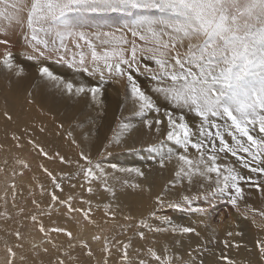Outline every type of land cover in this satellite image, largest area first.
I'll use <instances>...</instances> for the list:
<instances>
[{
    "label": "snow or ice",
    "instance_id": "obj_1",
    "mask_svg": "<svg viewBox=\"0 0 264 264\" xmlns=\"http://www.w3.org/2000/svg\"><path fill=\"white\" fill-rule=\"evenodd\" d=\"M0 5L3 6L0 18L9 26L13 23L19 25L23 45L31 48L25 59L35 61L38 76L61 87L68 96H90L92 104L102 107L105 71L109 77L126 78L124 102L131 101L134 114L142 120L145 134L157 138L156 143L148 144L147 151L159 156L161 168L175 158L178 164L176 178L192 185L199 177L202 188L203 181L207 180L214 182L216 190L221 193L234 190L229 200L233 206L244 197L242 182L264 193V184L258 183L251 175L264 176V0H0ZM73 13H122L127 23L108 31L103 30L104 25H99L95 31H86L85 17H73ZM0 31L5 37L11 35L7 27ZM0 45L4 46L0 51V75L23 77L26 69L16 60L10 39H0ZM53 60L92 77L99 73L101 83L88 85L81 82L76 85L65 80L44 63ZM135 74L155 81L156 86L151 91L162 97L171 110H162L153 95L141 87ZM150 114L151 118H147ZM186 114H192L198 120L195 127L190 125ZM4 115L12 119L8 112ZM134 127L123 125L126 130ZM44 130L40 128L41 132ZM68 136L71 137L72 132H68ZM160 136L163 139H158ZM166 141H174L183 151L174 153L169 148L165 152ZM71 143L76 144L74 137ZM110 146L104 145L105 152ZM34 147L48 156L39 145L34 144ZM189 149L195 150V157L189 154ZM228 154L236 158L234 164L221 162ZM49 158L68 162L59 153ZM80 158L86 161V165H79V168L87 183L101 181L104 190L114 197L116 193L108 184V173L100 164L93 165L90 154L83 150ZM236 165L239 169H247L250 174L243 175ZM112 168L116 165L113 164ZM118 170L135 172L140 177L145 175L139 168ZM44 171L62 193L64 189L57 177L47 169ZM212 174H215L214 181ZM67 179L71 181L73 177ZM170 184L174 187L175 181ZM71 187L75 188L76 184ZM131 187L140 188V185ZM93 191V187L87 188V192ZM72 199L71 195L61 199L51 193L53 202L66 205L69 211H81L72 207ZM180 200L165 202L157 196L156 204L183 210L191 205L193 197L182 195ZM90 211H85L86 218ZM32 219L35 221L36 217ZM165 222L170 228L153 227L143 220L140 225L154 233L170 231L181 236H199L191 226L173 224L171 220ZM39 230L45 232L42 225ZM50 231L64 232L72 239V233L65 229L52 228ZM139 236L144 239V232H139ZM225 244L227 246V242ZM258 246L260 258L264 260V245L258 242ZM68 247L72 249L74 245L69 243ZM82 247L88 245L85 243ZM129 247L130 243L122 244V257L132 264ZM104 250L111 251L107 246ZM8 251L15 255L11 249ZM91 254L89 251L88 255ZM146 255L155 264H205L203 257L198 259V254L194 255L192 250L186 253L187 260L182 256L165 257L163 251L158 253L153 248H148ZM223 259L234 264L228 257ZM56 264H65V261L57 258ZM136 264H148V260L140 258Z\"/></svg>",
    "mask_w": 264,
    "mask_h": 264
},
{
    "label": "rangeland",
    "instance_id": "obj_2",
    "mask_svg": "<svg viewBox=\"0 0 264 264\" xmlns=\"http://www.w3.org/2000/svg\"><path fill=\"white\" fill-rule=\"evenodd\" d=\"M2 7L3 6L0 5V8ZM71 15L73 17L78 15H83L85 17L83 22L86 25V28L84 29L86 31H95L99 25H104L105 27L103 30L108 31L110 29L120 28L125 23H127V19L122 13H73ZM116 17H119V19ZM3 27H7V30L9 33H11V35L9 37H5L3 32L0 31V39H10L12 51L16 57V60L24 65L26 73L21 78H16L14 76L9 78L7 75H0V263L56 264L57 258H60L65 261V264H105V262L106 264H128V261H125L122 257V244H126L128 242L130 243L128 251L132 264H136L140 258H145L148 260V264H155L151 257L146 255L147 249L153 248L154 250L158 244H161V242L166 244L168 242L167 240L174 239L176 235L180 236L179 233L173 234L171 232H150L147 228H143L140 225V221H146L147 216L152 213L150 210H152L154 204L156 203V197H151L150 201H148V199L144 200L141 197V201L143 203L133 207V210H137V212L140 214L142 213V215L146 213L145 217L141 215L135 218L128 216L131 217V219L124 218L115 222H110L107 220V217L105 218L108 213H103L104 217L99 219L96 217H85V203L88 201L90 202L91 199L104 200L105 197L103 195H100V197L99 195L93 197L84 196V200H82V203H80L76 208H74L73 204L71 203L74 209H81V211L66 210L68 209L66 205L59 204L51 200V193H55L56 195L60 196L61 199H66L69 195H71L73 198H76V200H79L82 197L79 195L77 196V193L87 192V189L83 183H80L77 185L80 187V185L83 184L82 190L78 189L79 191L72 190L61 193L54 187L51 177H49L44 171V169H47L49 172H52L53 176V171H62V168L66 166V163L64 164L60 161L58 164V158L50 159L49 157H55L56 153L61 155L62 153H67V151L70 150L68 145H56L57 147L53 151L56 153L53 154V156L51 155L52 150L49 148L47 139L45 142V138L47 137L45 135L48 134L46 129L50 128L49 122L52 119V114H50V112L45 109L43 104L39 103L35 99L36 96H33L35 93L41 90H47L50 88V86H56V84L46 79L40 78L36 72L37 65L35 61H27L25 59V54L30 52L31 48L23 45V41L19 36L21 30L19 25L13 23L9 26L6 20L0 18V29ZM69 46L71 47V44ZM3 47V45H0V51L3 50ZM44 63L50 67V70H52L54 74L61 76L65 80H69L71 75H78L90 85L101 83L99 80V73H97L95 77H92L87 73L78 71L76 68L69 67L67 64L56 63L54 60L44 61ZM152 67H155V65H152ZM135 75L141 86H156V82L151 81L148 77L139 74ZM125 79L115 75L109 77V74L105 71V80L102 86H126ZM58 89L59 95L63 98L66 97L65 95L67 94L61 90V87ZM29 93H31V96L28 95ZM17 94L18 96L13 98V95ZM29 100L32 102L29 103ZM11 109L15 112L16 116L11 115ZM5 112H8V114L11 115V120L5 117ZM42 121H44V123ZM46 123L48 125H45ZM42 127L45 129L43 132L40 131V128ZM50 131L53 133V129L50 128ZM58 133L59 135L57 137H62V133L59 130ZM14 137H18V139H15ZM41 141H44L43 143L45 145ZM56 141L59 142L58 140ZM34 144L39 145L40 148H43L44 151L48 153V156L46 157L42 155L39 149L34 147ZM145 151H147V147ZM227 156L232 157L230 154ZM51 161H53L55 164H58L59 169H56V166H51L49 163V165H46V162L51 163ZM24 165L27 166L25 167ZM56 176L59 177L61 175L58 174ZM219 194V197L222 196L220 197L221 200H223L221 202H226V205L231 206L234 209V212L249 216L246 213V210L241 209L240 200H238L236 206H233L231 203H229L231 195L234 194V190H226L223 193L219 192ZM87 195H91V193L87 192ZM208 195L213 196V192L199 196L197 195L195 198L193 197L191 205L185 206L183 210L159 207L157 205L158 209L155 212V216H158V212L165 211L161 214V223L159 217L156 219L157 223L155 225L149 221L146 223L154 227H161L160 224L165 226L167 214L170 216V212H183L186 210L185 213L187 214H191L193 212L198 214L200 212L197 217L200 218V220L205 218V220H201V222L203 225L208 226L209 219H211L209 212L215 203H212L209 206H198V202L208 198ZM33 201H35V203ZM180 203L183 204V201L180 200ZM147 208L149 209V212L147 211ZM142 210L143 212H141ZM33 216L36 217L35 221L32 219ZM214 218L211 221H213L215 224L221 223L220 216H214ZM233 218L234 217L230 216L229 218H226V221L230 222L233 220ZM243 218L248 220L251 219L247 217ZM255 219L260 227H264L263 220L259 218ZM70 221L73 223L79 222L78 224L84 227L86 226L95 228L96 230L94 229V236H83V238H81L79 234L81 235L82 233H80L79 225H76V227L70 224ZM259 223L262 224L260 225ZM98 224L102 225L103 227L100 225L97 226ZM41 225L45 227V232L43 233L39 230ZM52 228H62L67 232H71L72 239L70 240V238L64 232L50 231ZM141 231H143L145 234L144 239H141L139 236V232ZM17 233H19V237L17 236ZM161 234L162 236H160ZM155 235H157V238H155ZM95 236H99L101 239H93ZM248 242L243 246L245 247ZM69 243L74 245L72 249H69ZM85 243L88 245L87 248L82 247V245ZM151 244H154V246L152 247ZM178 245L182 247V250L178 246L180 249V254L176 256H181L184 254V260L188 259V256L185 253H187L189 249L193 252L195 250V254H198V257L202 255L203 251V254L205 253V247L204 249H201V246L198 249L196 248V243L192 244L191 242H180ZM250 245L251 242L249 243L248 248L251 247ZM106 246L109 249L111 248L110 252L104 250ZM256 247L258 248V245ZM46 248L48 249L47 252L44 251ZM252 248L255 249V245ZM9 249L15 253L14 256L8 251ZM196 249L202 251L200 252ZM237 249L240 248H236L235 250ZM254 249H251V251H256ZM89 251H91V255H88ZM137 253H139V255H137ZM241 257L242 256L240 255L238 259H234V262L236 260L239 261L238 264L241 263ZM213 261H216V259L214 258ZM212 264H216V262H213ZM261 264H264V260L261 262Z\"/></svg>",
    "mask_w": 264,
    "mask_h": 264
},
{
    "label": "bare ground",
    "instance_id": "obj_3",
    "mask_svg": "<svg viewBox=\"0 0 264 264\" xmlns=\"http://www.w3.org/2000/svg\"><path fill=\"white\" fill-rule=\"evenodd\" d=\"M68 81H71L76 85L80 84L81 82L90 85L87 81L81 79V77H79L78 75H71ZM141 87L148 94L153 95L154 99L161 106L162 110H171L162 97L154 94L151 91L153 86ZM58 88L60 87L50 86V88H48L47 90H41L35 93L33 96H36L35 99L39 103L43 104L45 109L50 112V114H52V119L49 123L50 128L53 129V133H51L50 128H47L46 132H48V134L45 135L47 136L45 138V142L47 139L49 148L50 150H52L51 155L53 156V154L56 153H54L53 151L57 146L68 145L70 149L69 151H67V153L61 154V156H65L68 161L66 162V166L62 168V171H53L54 176L58 174L61 175L59 177H56H58L57 182L61 183L64 189L62 193L78 189L82 190V187H78L77 185L80 183H83L86 189L89 186L93 187L94 189V194L91 193V195H87V192L77 193V196L79 195L82 198L79 200H76V198L72 199L73 201H71V203L73 204L74 208L78 207V205L82 203V200H84V196L93 197L99 195L100 197V195H103L105 197L104 200L91 199L90 202L85 201L86 203L84 206L86 207V211L91 209V211L88 212V217H96L97 219H99L104 217L103 213H108L105 218L107 217V220L110 222H115L120 221L128 216L135 218L141 215L145 217L146 213H143L144 215H142V213L140 214L139 212H137V210H133V207L135 205L138 206L139 204L143 203L141 201V197L144 200L148 199V201H150L151 197L161 196L165 200V202H168L180 200V197L182 195H190L191 197L195 198L197 195L199 196L202 194L213 192V196L208 195V198L198 202V206H209L210 204L215 203L213 204V207L211 206L212 209L209 212V216L211 217V219H209L208 226L203 225V223L201 222L202 219L200 220V218L197 217L200 212L198 214L196 212L187 214L185 213L186 210L183 212L174 211L170 212V216L169 214H167V218L165 219L171 220L173 224L181 226H191L196 229V232L199 233V236L195 234H185L182 237H180L181 235H176L175 238L173 237L174 239L167 240L168 242L166 244H164L163 242H161V244L157 243L158 245L157 247L155 246L156 248L154 250L158 253L163 251V255L165 257H173V255L176 256L180 254L178 243L191 242L192 244L196 243V248L198 249L201 246V249H204L205 247V253L203 254V251L201 255L204 259L205 264H212L213 262H216V264H228L227 260L223 259V257H228L231 261L234 262V259H238L240 255L242 256V259H240L241 263L239 264H261L263 260H261L260 258V252L258 249L259 246L258 248L256 246L258 245V242L259 245H264V227H260L257 224L255 218L263 220L264 224V215H262V213H264V193H262L255 186H252L249 183H241L240 186L243 189L244 197L243 199H240V205L241 209L246 210V213L249 215L245 216L243 214L234 212V209L231 206L226 205L227 203L225 201V203L221 202L223 201L220 198L222 196L219 197V191H215L216 188L214 182L209 183L207 180H205L203 181L204 187L202 188L200 187L201 181L199 177L194 180L192 185H189L187 180L181 182L178 178H176L175 171L178 168V164L175 158H173L171 162H168L166 164V167L161 168L159 164V156L156 153L145 151L149 143L157 142V138L145 134L143 130L142 120L140 117L134 114V108L131 101H129L128 103L124 102L126 86H102V107H98L92 104L90 96L70 97L68 95H65L66 97L63 98L59 95ZM15 96H18V94L13 95V98H15ZM11 112L13 113H11V115L16 116L15 112L12 109ZM151 115L152 114H150L147 118H151ZM186 119L193 127L198 124V120L192 114H186ZM42 122L44 123V121ZM60 124H63L64 127L60 128ZM124 124H129L135 127L126 130L123 128ZM45 125L48 124L46 123ZM58 130L62 133V137H57L59 135ZM68 132H72L71 137L68 136ZM73 137L76 139V144L71 143ZM158 139H163V136H160ZM56 140H58L59 142H57ZM41 142L43 143L44 141ZM165 143V152H167L169 148H172L174 153L177 151H183L178 145H175L174 141H167ZM107 144H111V146L108 151L105 152L104 145ZM77 145H79V147H77ZM81 150H83L86 154H90L93 165L100 164L105 172L108 173V184L116 193L114 197L110 192H106L104 190L101 181H93L91 185L87 183L83 175L80 173L79 168V165H86V161L80 158ZM189 154L195 157V150L189 149ZM57 161L59 164L60 160L57 159ZM235 161V157H228L226 155L224 156V160L221 162L234 164ZM46 163V165H54L56 166V169H59L58 164L53 163V161H51V163ZM113 164L116 165V168H112ZM236 166L239 169V165ZM122 168H139L145 173V175L144 177H140L137 176L135 172L128 173L118 170ZM239 170L245 176L250 174L247 169ZM212 175L214 181L215 174ZM251 175L253 176V179L258 183L264 184V176H257L256 174ZM68 176H72L73 179L69 181L67 179ZM62 177L63 179H61ZM124 181H127L128 183L124 184ZM170 181H175L174 187L170 184ZM71 184H76V187L72 188ZM133 184H139L140 188H132L131 185ZM165 189H167V191H165ZM105 205H108L109 207L106 208ZM157 209V204L155 203L152 210H150V212L152 213L147 216L145 222L149 221L152 224L154 223V225L157 223L156 219L158 217H162L161 214L165 212H158V216L152 215L156 212ZM148 210L149 209L147 208V211ZM141 212H143V210ZM214 216H220L221 223L215 224L213 221H211L213 220ZM230 216L234 217L233 220L230 222L226 221V218H229ZM243 217L251 219L248 220ZM161 219L162 218H160V223ZM203 220H205V218ZM70 222V224L74 226L79 225L80 233H82L81 235L79 234L81 238H83V236H94V231L96 230L95 228L86 226L84 227L78 224L79 222ZM259 224L261 225L262 223ZM99 225L100 224H98L97 226ZM160 225L164 228H170V225H168L167 223L165 224V226H163V224ZM228 233H231L232 235L229 236ZM155 236L154 237L157 238V235ZM160 236H162V234ZM225 242H227V246ZM247 242L248 244L245 246V248L243 245ZM250 242L251 247L248 248ZM151 245L152 247L154 246V244ZM236 245H239V247H236ZM254 245L255 249L252 248ZM180 248L182 250V247ZM236 248L240 249L235 250ZM251 249H254L256 251H251ZM193 253L194 255H196L195 250ZM183 255L181 256L184 258ZM214 258L216 259V261H213ZM235 262L234 264H238L239 261L235 260Z\"/></svg>",
    "mask_w": 264,
    "mask_h": 264
}]
</instances>
